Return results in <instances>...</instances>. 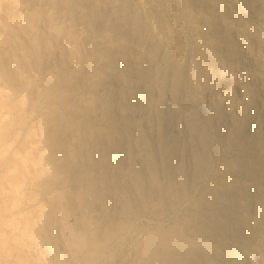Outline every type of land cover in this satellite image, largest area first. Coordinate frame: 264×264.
<instances>
[{
	"label": "rangeland",
	"instance_id": "rangeland-1",
	"mask_svg": "<svg viewBox=\"0 0 264 264\" xmlns=\"http://www.w3.org/2000/svg\"><path fill=\"white\" fill-rule=\"evenodd\" d=\"M0 187V264H264V0H0Z\"/></svg>",
	"mask_w": 264,
	"mask_h": 264
},
{
	"label": "clouds",
	"instance_id": "clouds-1",
	"mask_svg": "<svg viewBox=\"0 0 264 264\" xmlns=\"http://www.w3.org/2000/svg\"><path fill=\"white\" fill-rule=\"evenodd\" d=\"M225 25L229 31H235L239 37V39L243 40L244 43L247 45L248 39H247V34L252 32V26L248 23L245 22H234V21H225ZM248 52L249 54H252V48L248 47ZM209 56H212L213 60H216V56L214 53L209 51ZM222 101V98H221ZM184 107L187 108V114L189 116V131L191 134H195L198 129L194 124L191 122V117L193 115V108H192V98L187 97L184 100Z\"/></svg>",
	"mask_w": 264,
	"mask_h": 264
},
{
	"label": "bare ground",
	"instance_id": "bare-ground-1",
	"mask_svg": "<svg viewBox=\"0 0 264 264\" xmlns=\"http://www.w3.org/2000/svg\"><path fill=\"white\" fill-rule=\"evenodd\" d=\"M7 163V162H6ZM8 166V165H7ZM8 180V179H7ZM6 181V180H5ZM15 182V181H14ZM20 185H22V184H18L17 183V186H19V187H21ZM10 186H14V184L9 180V182L8 183H6L5 185H4V188H3V190L4 191H6L7 189L6 188H9ZM16 186V185H15ZM1 187H2V185H1ZM0 187V188H1ZM2 189V188H1ZM10 189V188H9ZM7 192V191H6ZM3 215H0V218L2 217ZM4 217V216H3ZM5 222V220H2V221H0V223H4Z\"/></svg>",
	"mask_w": 264,
	"mask_h": 264
}]
</instances>
